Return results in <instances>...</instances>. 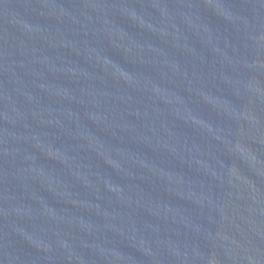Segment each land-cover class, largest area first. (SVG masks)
Listing matches in <instances>:
<instances>
[{
  "label": "water",
  "instance_id": "1",
  "mask_svg": "<svg viewBox=\"0 0 264 264\" xmlns=\"http://www.w3.org/2000/svg\"><path fill=\"white\" fill-rule=\"evenodd\" d=\"M0 264H264V0H0Z\"/></svg>",
  "mask_w": 264,
  "mask_h": 264
}]
</instances>
